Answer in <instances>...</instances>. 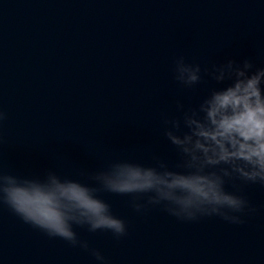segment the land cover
<instances>
[{"label":"water","instance_id":"95a60500","mask_svg":"<svg viewBox=\"0 0 264 264\" xmlns=\"http://www.w3.org/2000/svg\"><path fill=\"white\" fill-rule=\"evenodd\" d=\"M242 6L243 0H0V165L28 177L53 169L82 183L89 182L82 170L116 159L152 166L155 157L180 170L164 121L230 83L218 84L203 69L243 60ZM178 56L201 66L192 88L174 79ZM236 183L248 199V185ZM226 188L234 190L231 183ZM100 195L125 220L127 235L74 230L108 264H254L250 214L242 224L219 217L181 222L160 207L136 212L130 196ZM0 264L98 262L0 207Z\"/></svg>","mask_w":264,"mask_h":264},{"label":"clouds","instance_id":"9594fccd","mask_svg":"<svg viewBox=\"0 0 264 264\" xmlns=\"http://www.w3.org/2000/svg\"><path fill=\"white\" fill-rule=\"evenodd\" d=\"M201 71L183 56L174 61V79L186 88L201 82ZM203 71L218 84L230 83L213 88L181 118L165 119L164 135L180 156V170L155 157L152 166L116 159L99 170H82L79 174L89 181L82 183L53 169L28 177L0 165V207L47 237L83 249L98 264L108 261L80 239L74 226L90 233L107 231L116 239L127 235L125 220L101 193L130 196L128 203L138 213L160 207L181 222L219 217L242 224V217L256 209L236 181L264 188V67L247 58L228 59ZM4 119L0 110V122ZM229 183L234 190L226 188Z\"/></svg>","mask_w":264,"mask_h":264}]
</instances>
